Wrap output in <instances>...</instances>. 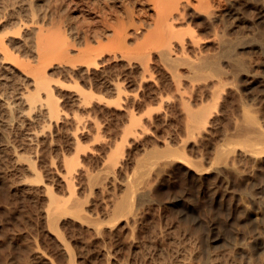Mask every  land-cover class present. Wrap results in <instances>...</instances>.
Instances as JSON below:
<instances>
[{
    "label": "rangeland",
    "instance_id": "374dc122",
    "mask_svg": "<svg viewBox=\"0 0 264 264\" xmlns=\"http://www.w3.org/2000/svg\"><path fill=\"white\" fill-rule=\"evenodd\" d=\"M182 12L0 0V264H264V0Z\"/></svg>",
    "mask_w": 264,
    "mask_h": 264
},
{
    "label": "bare ground",
    "instance_id": "6f19581e",
    "mask_svg": "<svg viewBox=\"0 0 264 264\" xmlns=\"http://www.w3.org/2000/svg\"><path fill=\"white\" fill-rule=\"evenodd\" d=\"M148 2V6L151 10L152 21L150 26L154 29L153 31L158 36L159 40L167 45L172 43V39L178 37L177 23L183 19L182 8L193 2V0H145ZM209 0H195L197 5H203ZM231 10H228L227 13H230ZM234 13V12H231ZM263 16V13L260 14ZM109 26L112 28L111 37H117L120 40V36H123V31L125 29L126 23L124 21L111 22ZM112 38V39H113ZM167 52V51H166ZM168 53V52H167ZM249 81V80H248ZM39 84L45 86V81L43 78H39ZM20 98V96H18ZM35 105V102L33 103ZM51 105V104H50ZM7 108L10 106L7 103ZM52 109V108H51ZM259 132V128H255ZM171 153V152H170ZM52 201H54L52 199Z\"/></svg>",
    "mask_w": 264,
    "mask_h": 264
}]
</instances>
